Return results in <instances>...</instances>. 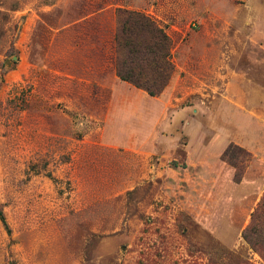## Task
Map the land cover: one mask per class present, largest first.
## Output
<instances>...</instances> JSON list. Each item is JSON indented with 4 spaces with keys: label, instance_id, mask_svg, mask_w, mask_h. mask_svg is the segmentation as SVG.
I'll use <instances>...</instances> for the list:
<instances>
[{
    "label": "rangeland",
    "instance_id": "374dc122",
    "mask_svg": "<svg viewBox=\"0 0 264 264\" xmlns=\"http://www.w3.org/2000/svg\"><path fill=\"white\" fill-rule=\"evenodd\" d=\"M118 8L170 39L156 97L116 75ZM263 198L264 0H0V264H264Z\"/></svg>",
    "mask_w": 264,
    "mask_h": 264
},
{
    "label": "trees",
    "instance_id": "16d2710c",
    "mask_svg": "<svg viewBox=\"0 0 264 264\" xmlns=\"http://www.w3.org/2000/svg\"><path fill=\"white\" fill-rule=\"evenodd\" d=\"M116 15L115 72L119 80L140 88L150 97L162 93L172 74L170 62V39L150 17L142 12L118 8ZM249 152L237 145L230 144L221 155V159L234 169L233 182L240 183L243 163ZM264 211V198L257 210L251 214L252 224L244 229L241 237L252 249L258 251L259 231L255 224L258 215ZM0 221L4 217L0 209Z\"/></svg>",
    "mask_w": 264,
    "mask_h": 264
},
{
    "label": "crops",
    "instance_id": "0c3cea01",
    "mask_svg": "<svg viewBox=\"0 0 264 264\" xmlns=\"http://www.w3.org/2000/svg\"><path fill=\"white\" fill-rule=\"evenodd\" d=\"M251 173H252V168L249 169V167H248V186H250L251 184H253V182H255V181L257 180V178H254L253 180L250 179ZM246 179H247L246 176H244V177L242 178V181H243V180L245 181ZM240 183H241V182H240ZM254 184H256V182H255ZM239 185H240V184H238V186H239ZM250 187H253V186H250ZM250 211H252V209H250ZM250 216H251V214H250Z\"/></svg>",
    "mask_w": 264,
    "mask_h": 264
}]
</instances>
